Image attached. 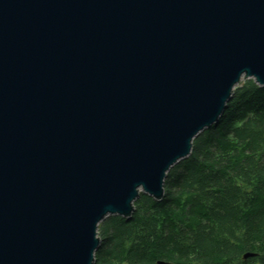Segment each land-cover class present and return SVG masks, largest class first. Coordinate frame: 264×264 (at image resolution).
Here are the masks:
<instances>
[{
    "label": "water",
    "instance_id": "obj_1",
    "mask_svg": "<svg viewBox=\"0 0 264 264\" xmlns=\"http://www.w3.org/2000/svg\"><path fill=\"white\" fill-rule=\"evenodd\" d=\"M248 79L264 0H0V264H96Z\"/></svg>",
    "mask_w": 264,
    "mask_h": 264
},
{
    "label": "trees",
    "instance_id": "obj_2",
    "mask_svg": "<svg viewBox=\"0 0 264 264\" xmlns=\"http://www.w3.org/2000/svg\"><path fill=\"white\" fill-rule=\"evenodd\" d=\"M99 235L96 264H264V86L237 87L169 171L165 196L142 193L130 218H106Z\"/></svg>",
    "mask_w": 264,
    "mask_h": 264
}]
</instances>
